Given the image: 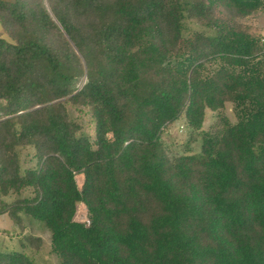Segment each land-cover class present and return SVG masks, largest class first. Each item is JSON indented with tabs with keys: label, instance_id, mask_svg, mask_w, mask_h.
I'll list each match as a JSON object with an SVG mask.
<instances>
[{
	"label": "trees",
	"instance_id": "1",
	"mask_svg": "<svg viewBox=\"0 0 264 264\" xmlns=\"http://www.w3.org/2000/svg\"><path fill=\"white\" fill-rule=\"evenodd\" d=\"M217 7L264 0H0V215L44 224L61 264H264V44ZM227 102L235 123L171 154L170 125L201 130ZM42 242L0 264H37Z\"/></svg>",
	"mask_w": 264,
	"mask_h": 264
},
{
	"label": "rangeland",
	"instance_id": "2",
	"mask_svg": "<svg viewBox=\"0 0 264 264\" xmlns=\"http://www.w3.org/2000/svg\"><path fill=\"white\" fill-rule=\"evenodd\" d=\"M213 16L220 19L228 26L240 27L254 37L259 38L264 44V11L255 12L243 19H235L232 18L225 10L217 7L213 8ZM198 29L203 30L201 23L187 21L184 34L187 36L189 30ZM1 36L12 41L11 37L6 33H2ZM68 109L70 116L74 120L81 123L85 131L90 134L93 139L94 120L89 113V109L72 106L71 104L68 105ZM222 117H226L232 123L237 121V115L232 102H227L225 107L216 111L207 109L205 122L201 130H193L189 127L185 116L182 115L179 120L170 125L164 131L162 140L171 154L199 153L204 134L210 131L214 126L216 127L220 124ZM30 154L31 149H24L22 153L24 160L31 159ZM77 180L81 184L83 182V176H77ZM25 193L29 195L32 193V190L27 189ZM76 217L80 221H87L89 218L87 207L83 202L78 204ZM23 223L24 226L20 227L9 217V215H0V251L22 250L23 248L21 242L26 236H40L43 240L41 247L39 249L28 248L26 250L28 254L36 261L37 264H61L58 256L53 251L51 233L47 227L40 222L31 221L27 217H24Z\"/></svg>",
	"mask_w": 264,
	"mask_h": 264
},
{
	"label": "crops",
	"instance_id": "3",
	"mask_svg": "<svg viewBox=\"0 0 264 264\" xmlns=\"http://www.w3.org/2000/svg\"><path fill=\"white\" fill-rule=\"evenodd\" d=\"M4 1H13V0H4ZM2 33H5L2 26H1V23H0V36Z\"/></svg>",
	"mask_w": 264,
	"mask_h": 264
}]
</instances>
